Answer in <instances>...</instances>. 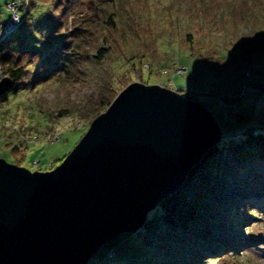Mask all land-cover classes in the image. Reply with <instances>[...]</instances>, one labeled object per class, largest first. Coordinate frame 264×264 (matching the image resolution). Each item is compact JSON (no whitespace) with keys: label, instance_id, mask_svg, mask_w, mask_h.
Here are the masks:
<instances>
[{"label":"trees","instance_id":"trees-1","mask_svg":"<svg viewBox=\"0 0 264 264\" xmlns=\"http://www.w3.org/2000/svg\"><path fill=\"white\" fill-rule=\"evenodd\" d=\"M36 2L51 5L56 23L52 30L63 36L47 53L23 44L15 31L2 38L0 67L12 86L0 99L7 93L16 94L23 86L81 82L91 73L87 69L91 62L145 58L165 63L167 59L160 56L166 52L159 50V41L177 29L189 50L195 44H206L209 37L214 45L238 47L243 58L264 54V0H30L21 26ZM177 24L180 27H174ZM215 32L220 37L212 36ZM218 38L222 42L213 41ZM116 49L118 56L112 57ZM215 63L217 68L223 64ZM123 67L120 63L113 72V65L103 66L104 71L95 74V95L87 96L76 109L46 111L48 119L74 114L88 119L86 129L111 103L120 83L133 73L128 69L121 77ZM260 85L264 88V83ZM32 129L21 130L32 134ZM11 152L13 161L22 165L28 145H14ZM263 201L264 131H244L211 147L189 170L183 185L148 213L136 235L142 245L158 253L157 264H199L205 251H226L228 222H241L249 206L263 210Z\"/></svg>","mask_w":264,"mask_h":264},{"label":"water","instance_id":"water-1","mask_svg":"<svg viewBox=\"0 0 264 264\" xmlns=\"http://www.w3.org/2000/svg\"><path fill=\"white\" fill-rule=\"evenodd\" d=\"M11 86L3 76L0 95ZM222 137L196 94L127 84L55 167L0 157V264H88L104 243L137 232Z\"/></svg>","mask_w":264,"mask_h":264},{"label":"rangeland","instance_id":"rangeland-1","mask_svg":"<svg viewBox=\"0 0 264 264\" xmlns=\"http://www.w3.org/2000/svg\"><path fill=\"white\" fill-rule=\"evenodd\" d=\"M11 1L0 0V40L3 24L14 13L7 7ZM21 1L23 7H18L16 12L23 21L26 4L28 6L30 0ZM50 8L49 4L36 2L26 22L15 31L23 44L40 49L43 53L54 49L63 36L62 32L52 30L56 23ZM183 25L185 27L186 23ZM181 33L177 29L159 41V50L166 52L160 56L162 60L167 59L165 63L162 60L161 63L158 60L151 62L145 58L121 61L125 67L121 68L120 76L128 69L133 73L120 83L119 91L131 82L140 81L196 94V98L209 105L222 129L223 139L235 138L237 134L249 130L264 131V88L260 85L264 83V54L243 58L238 47L231 43L214 45L209 37L206 44H195L194 49L189 50ZM212 36L220 37L216 32ZM215 40L222 42L221 38ZM117 50L112 57L118 56ZM216 60L223 63L221 67H215ZM39 63L37 61L33 65L34 72ZM120 63L114 60L91 62L87 64L91 73L78 83L23 86L16 94L7 93L0 99V157L19 165L13 161L11 149L14 145L23 148L27 143V156L21 166L30 170H48L59 164L86 132L88 119L71 114L51 121L46 111H54L58 107L75 106L73 108L76 109V106L83 105L87 96L96 94L95 74L103 66L110 65H113L114 72ZM2 77L0 67V79ZM242 88H245L243 93ZM215 94L225 97V102L216 101ZM231 101L240 105L242 111L239 114L244 113V116L230 114ZM225 112L230 115L228 121ZM29 126L33 128L32 134L22 133L21 129ZM249 209L247 216L241 217V222H228L230 239L226 242L227 250L221 253L205 251L198 259L199 264H264V209L253 206H249ZM157 254L151 247L141 244L136 232L122 233L104 243L88 264H157Z\"/></svg>","mask_w":264,"mask_h":264},{"label":"built area","instance_id":"built-area-1","mask_svg":"<svg viewBox=\"0 0 264 264\" xmlns=\"http://www.w3.org/2000/svg\"><path fill=\"white\" fill-rule=\"evenodd\" d=\"M20 6L23 7V3L21 0H19V1L13 0L7 4L8 9L12 10L14 13L12 14L10 20L7 23L3 24V26H2L3 27V34L1 35V38L7 36L8 34L13 33L14 31H16L19 28V26L22 22V19H20L19 13H17L16 11L18 10V7H20ZM27 7L28 6L26 4V9H27ZM243 92H244V90H242V93ZM214 98L218 102H225V100L217 94L214 95ZM239 112H240L239 105L236 103H233L232 107H231V114H236ZM225 116L226 117L228 116L227 112H225Z\"/></svg>","mask_w":264,"mask_h":264},{"label":"bare ground","instance_id":"bare-ground-1","mask_svg":"<svg viewBox=\"0 0 264 264\" xmlns=\"http://www.w3.org/2000/svg\"><path fill=\"white\" fill-rule=\"evenodd\" d=\"M206 104V103H205ZM207 106H209L208 104H206ZM222 140V139H221ZM127 245V244H126Z\"/></svg>","mask_w":264,"mask_h":264}]
</instances>
